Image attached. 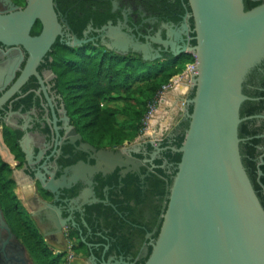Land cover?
<instances>
[{
    "label": "flooded vegetation",
    "instance_id": "af4514ba",
    "mask_svg": "<svg viewBox=\"0 0 264 264\" xmlns=\"http://www.w3.org/2000/svg\"><path fill=\"white\" fill-rule=\"evenodd\" d=\"M53 3L60 34L35 68L39 78L32 74L14 88L28 52L0 43V264H34L30 247L37 243L54 257L69 255V264H143L166 209L177 165L171 155L185 120L181 114L160 137L100 143L70 108L54 57L70 49L142 59L136 43L150 44L156 60L180 63L195 45L191 9L187 0ZM25 5L0 0V14ZM40 30L35 21L29 35ZM243 93L264 101V60Z\"/></svg>",
    "mask_w": 264,
    "mask_h": 264
},
{
    "label": "water",
    "instance_id": "95a60500",
    "mask_svg": "<svg viewBox=\"0 0 264 264\" xmlns=\"http://www.w3.org/2000/svg\"><path fill=\"white\" fill-rule=\"evenodd\" d=\"M187 1L195 32V45L187 49L196 62L193 95L182 99L187 127L175 148L180 159L143 264H264V208L243 165L238 136L242 121L264 118L240 117L241 105L252 99L243 83L264 60V2L246 10L244 0ZM35 21L41 30L30 36ZM58 34L53 0H26L24 8L0 14V43L28 52L14 88L32 74L39 78L35 68ZM132 46L144 61L160 57L150 44ZM263 163L260 157L258 166Z\"/></svg>",
    "mask_w": 264,
    "mask_h": 264
},
{
    "label": "trees",
    "instance_id": "16d2710c",
    "mask_svg": "<svg viewBox=\"0 0 264 264\" xmlns=\"http://www.w3.org/2000/svg\"><path fill=\"white\" fill-rule=\"evenodd\" d=\"M262 2L244 0L245 9ZM54 58L62 87L71 92V109L79 115V119L85 118L83 128L87 134L100 143L117 145L133 141L142 134V121L148 112V104L155 101L162 86L179 73L186 62L193 60L189 55L180 63L175 60L143 61L135 56L70 49L57 53ZM246 94L251 97L259 95L253 91ZM192 95L193 91L190 93ZM263 109L264 101L247 100L241 105L240 117L260 113ZM186 127L187 121L176 136L177 147L183 141ZM261 134H264V121L261 125H257L255 119L242 121L238 127V136L243 139L239 143L242 162L264 208V163L258 166L263 153L260 147L264 148V136H258ZM171 158L178 162L180 153L171 155ZM262 158L264 162V155ZM258 169L262 171L260 177ZM169 182H172V178ZM37 244V249H30L37 250L47 264H57L59 256L49 259L50 251Z\"/></svg>",
    "mask_w": 264,
    "mask_h": 264
},
{
    "label": "rangeland",
    "instance_id": "374dc122",
    "mask_svg": "<svg viewBox=\"0 0 264 264\" xmlns=\"http://www.w3.org/2000/svg\"><path fill=\"white\" fill-rule=\"evenodd\" d=\"M193 60L188 61L187 63L192 62ZM186 70V65H184V67L182 68V70L177 73L176 75H174L173 77L170 78V80L168 81V83H171V88L168 89L167 91H163L162 88L158 93L157 98L155 99L154 102L148 104V112L145 114L144 118H143V131L142 134L148 135L151 131L153 130H162L164 129V126H160L157 125V129H155V116L156 113L158 112L159 106L160 105H167V100L169 99V94L173 93V91H178V93L182 91V94L184 95H190V93L192 92V90L190 89V84H189V80L187 79V76L184 74ZM172 80V81H171ZM174 82V83H173ZM168 83H166L165 85H167ZM187 85V88L186 86ZM69 95H71V92L68 93ZM72 106H70L71 108ZM166 108L167 107H163ZM73 111V110H72ZM74 113V112H73ZM179 115H181V112L179 113ZM179 115H167L164 114L163 115V121L167 120V129H169L173 123H175L176 118L179 117ZM85 121V118L82 117L80 119V123H83ZM86 130V129H85ZM55 249H59V248H55ZM34 251L31 250L32 252V257H33V262L34 264H47V262L45 261V259L39 254V252L35 249H33ZM67 254V253H66ZM49 259L54 258L53 255L48 256ZM57 264H69V260L67 259V255H64L63 257H58L57 260Z\"/></svg>",
    "mask_w": 264,
    "mask_h": 264
},
{
    "label": "crops",
    "instance_id": "0c3cea01",
    "mask_svg": "<svg viewBox=\"0 0 264 264\" xmlns=\"http://www.w3.org/2000/svg\"><path fill=\"white\" fill-rule=\"evenodd\" d=\"M186 88H187V85H185ZM187 97V94L184 95L182 94V91L181 93L178 91H173V93H170L169 94V99L167 100V105H165L167 107L166 108H163L165 106L163 105H160L159 106V109H158V112L156 113V116H155V120H154V124H155V129H157V125H160V126H164V129L162 130H153L151 131L148 135H155V136H163L167 133V120L163 121V115L164 114H167V115H172L173 112H176V107L180 110L181 114H182V108H183V105H184V101L182 99L186 98ZM181 116V115H179Z\"/></svg>",
    "mask_w": 264,
    "mask_h": 264
},
{
    "label": "built area",
    "instance_id": "2783aa9c",
    "mask_svg": "<svg viewBox=\"0 0 264 264\" xmlns=\"http://www.w3.org/2000/svg\"><path fill=\"white\" fill-rule=\"evenodd\" d=\"M192 57H193V61L192 62H190V63H186L185 65H186V70H185V75L187 76V79L189 80V83H190V75H191V73L194 71V67H195V57L192 55ZM172 81V80H171ZM174 83V82H173ZM171 88V83H168L167 85H163L162 86V90L163 91H167L168 89H170ZM69 258V255H68V257H67V259ZM69 260V259H68Z\"/></svg>",
    "mask_w": 264,
    "mask_h": 264
}]
</instances>
